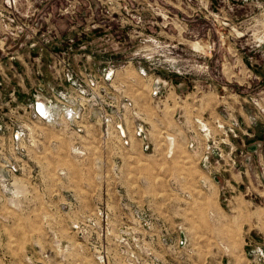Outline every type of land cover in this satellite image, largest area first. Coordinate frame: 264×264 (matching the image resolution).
<instances>
[{"label": "rangeland", "instance_id": "374dc122", "mask_svg": "<svg viewBox=\"0 0 264 264\" xmlns=\"http://www.w3.org/2000/svg\"><path fill=\"white\" fill-rule=\"evenodd\" d=\"M233 170L264 182V0H0V264H264Z\"/></svg>", "mask_w": 264, "mask_h": 264}, {"label": "built area", "instance_id": "2783aa9c", "mask_svg": "<svg viewBox=\"0 0 264 264\" xmlns=\"http://www.w3.org/2000/svg\"><path fill=\"white\" fill-rule=\"evenodd\" d=\"M93 83L94 82H91V84H87L88 88L81 89V93H83L82 91H84V90H88L91 88L93 89L94 86H97V84H98V82H96L95 85ZM167 83L170 85V82H167ZM79 85L82 86L81 84H79ZM73 86H76L78 89V85L75 81L73 82ZM160 90H161L160 84H158V83L155 84L154 90H153V95H156L155 97H160L161 96V94H159ZM56 105H57L56 102L53 103L52 100H50V101H47V100L36 101L34 113H35L36 117L41 122H43L44 124L54 123L52 125H59L60 122L57 121L59 110L57 109ZM60 116L64 120L65 124H67L70 127V129H73L74 132H83L84 127L80 125L81 124L80 122H82V120H83V118H81L83 115H80L76 108H74L72 106H68V108H66L64 110V112H62L60 114ZM99 118H100L99 119L100 124L102 126V135L104 136L108 132L107 129L110 126V124H108L110 122V118H109V115L107 112L104 114H101ZM93 123H94V120H93V122H91V124H93ZM118 127H119V137H120L119 143L123 147L130 146L131 145V138L127 137L125 132L121 131V128H123V127H121V125H118ZM123 130H124V128H123ZM133 133H134L135 138L140 142V147L142 150H144V151L154 150V145H153L152 140H151V132H150L149 126H147L145 123L137 122L133 127ZM26 136H27V138H26ZM28 138H29V133L24 131V130H17L13 134V141H16V143H18L17 146H20L22 149L26 150V156L27 157H29L28 147L26 146V140H29ZM74 151L79 152L80 151L79 146H76L74 148ZM122 164H123V160L121 159V157L118 156V159L115 162V165L113 168L114 173L116 175L122 173Z\"/></svg>", "mask_w": 264, "mask_h": 264}, {"label": "crops", "instance_id": "0c3cea01", "mask_svg": "<svg viewBox=\"0 0 264 264\" xmlns=\"http://www.w3.org/2000/svg\"><path fill=\"white\" fill-rule=\"evenodd\" d=\"M231 176L233 177V180L229 185V188L231 193H233L231 200L232 211L238 216L236 217L238 224L241 219L244 236L247 233H261L264 235V182L261 181L263 184L262 186H259V184H254L252 181H249L251 179H248V183H251L252 189L250 194L254 193V195L249 197V192L245 191L242 185V183L245 182L243 178L244 176L234 170ZM245 184H247V179ZM234 253L237 252L229 253V264L232 262L231 258L235 259L239 257L238 255L241 252L237 253L236 256H234ZM203 261L204 258H202L201 262ZM218 262L219 264H224L222 260Z\"/></svg>", "mask_w": 264, "mask_h": 264}, {"label": "bare ground", "instance_id": "6f19581e", "mask_svg": "<svg viewBox=\"0 0 264 264\" xmlns=\"http://www.w3.org/2000/svg\"><path fill=\"white\" fill-rule=\"evenodd\" d=\"M121 131H123V132H124L123 128H121Z\"/></svg>", "mask_w": 264, "mask_h": 264}]
</instances>
